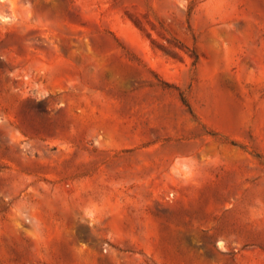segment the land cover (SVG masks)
Wrapping results in <instances>:
<instances>
[{
	"label": "rangeland",
	"instance_id": "rangeland-1",
	"mask_svg": "<svg viewBox=\"0 0 264 264\" xmlns=\"http://www.w3.org/2000/svg\"><path fill=\"white\" fill-rule=\"evenodd\" d=\"M0 264H264V0H0Z\"/></svg>",
	"mask_w": 264,
	"mask_h": 264
},
{
	"label": "trees",
	"instance_id": "trees-1",
	"mask_svg": "<svg viewBox=\"0 0 264 264\" xmlns=\"http://www.w3.org/2000/svg\"><path fill=\"white\" fill-rule=\"evenodd\" d=\"M180 96H181V101H182L183 105L188 109V111L190 113H193L192 108L190 106V103L188 102L186 97L182 93L180 94Z\"/></svg>",
	"mask_w": 264,
	"mask_h": 264
}]
</instances>
